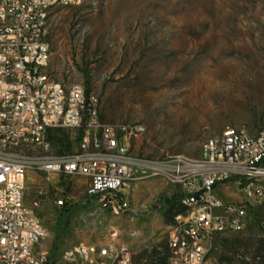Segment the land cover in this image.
<instances>
[{
  "label": "rangeland",
  "instance_id": "374dc122",
  "mask_svg": "<svg viewBox=\"0 0 264 264\" xmlns=\"http://www.w3.org/2000/svg\"><path fill=\"white\" fill-rule=\"evenodd\" d=\"M47 42L50 73L68 86L87 82L100 124L126 127L135 157L197 159L226 128L256 134L264 125V0H82L50 14ZM64 136L71 143L64 152H76V132L51 134ZM46 178L30 173L24 199L39 203L34 212L54 256L98 245L118 228L133 264H148L155 249L168 261V233L184 211L179 187L159 177L138 182L129 211L110 213L91 202L79 177L64 190L72 206L57 208L61 182ZM219 191L227 202L243 200L231 185ZM263 244L264 204L251 208L244 232L216 239L212 264H264Z\"/></svg>",
  "mask_w": 264,
  "mask_h": 264
},
{
  "label": "built area",
  "instance_id": "2783aa9c",
  "mask_svg": "<svg viewBox=\"0 0 264 264\" xmlns=\"http://www.w3.org/2000/svg\"><path fill=\"white\" fill-rule=\"evenodd\" d=\"M82 0H0V264H133L130 247L118 228H109L98 245L69 248L68 262H56L48 245L35 254L33 243L46 236V227L25 204L30 173L58 177L59 209L73 203L65 197L73 178L87 180L89 199L110 212L129 211L127 194L134 185L163 178L181 189V230L170 228L167 264H212L217 238L244 232L251 208L264 204V125L256 134L228 127L202 147L197 159L177 163V156L153 161L133 156L126 127L100 124L98 99L83 84L65 85L49 71L47 42L50 14L80 6ZM78 134V149L52 157L51 133ZM123 133V135H120ZM19 148L18 158L4 154ZM231 185L241 201L227 202L221 186ZM86 223V220H84ZM108 228V227H107ZM92 247L116 249L113 262L91 259ZM161 251V249H159Z\"/></svg>",
  "mask_w": 264,
  "mask_h": 264
},
{
  "label": "bare ground",
  "instance_id": "6f19581e",
  "mask_svg": "<svg viewBox=\"0 0 264 264\" xmlns=\"http://www.w3.org/2000/svg\"><path fill=\"white\" fill-rule=\"evenodd\" d=\"M217 137L218 135L208 139L205 143H208L209 141H215ZM18 155H19V148H12V150H10V154H4V161L12 162V158H18ZM52 157H57L54 154V147H52ZM177 163H187V160L182 159V158H177ZM127 202H129L128 196H127ZM99 208L103 212H110V206H99ZM110 213H113V212H110ZM175 220H179V214L174 217L172 227H174V230H181V222H175ZM47 240H48V231L46 230V236L40 237V243H33V252L35 254H46V247L42 245H47ZM0 251H9V242H1ZM68 254H69V249L65 251L55 261L56 262H68ZM114 257H116V249H109V254H107V252H103V247H92L90 251L91 259H105V262H113Z\"/></svg>",
  "mask_w": 264,
  "mask_h": 264
},
{
  "label": "trees",
  "instance_id": "16d2710c",
  "mask_svg": "<svg viewBox=\"0 0 264 264\" xmlns=\"http://www.w3.org/2000/svg\"><path fill=\"white\" fill-rule=\"evenodd\" d=\"M86 92H87V95H90L91 91H90V87H89V84H87L86 82ZM63 131H58L57 133H61ZM52 134V133H51ZM51 140L53 141V143L59 147V153L62 154L65 150L67 151H71V143L69 142V139L68 137H62L60 139H55L54 137H51ZM179 213H182L181 212H178ZM177 214V215H178ZM61 221L62 220V217H60ZM263 247H264V244H263ZM148 259H149V263L148 264H167V257L165 255V253L159 249H155L153 251V253H151L149 256H148ZM54 260H57V257L54 256Z\"/></svg>",
  "mask_w": 264,
  "mask_h": 264
},
{
  "label": "crops",
  "instance_id": "0c3cea01",
  "mask_svg": "<svg viewBox=\"0 0 264 264\" xmlns=\"http://www.w3.org/2000/svg\"><path fill=\"white\" fill-rule=\"evenodd\" d=\"M82 179H84V178H82ZM84 181H85V183L83 182V184L86 185L87 184V180L84 179ZM73 184H75V183L73 182ZM83 184L81 186H83Z\"/></svg>",
  "mask_w": 264,
  "mask_h": 264
}]
</instances>
